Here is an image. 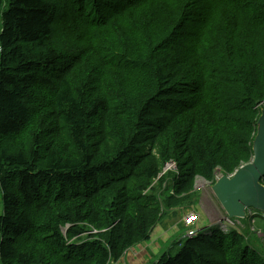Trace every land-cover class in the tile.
<instances>
[{"label":"trees","instance_id":"16d2710c","mask_svg":"<svg viewBox=\"0 0 264 264\" xmlns=\"http://www.w3.org/2000/svg\"><path fill=\"white\" fill-rule=\"evenodd\" d=\"M81 1H88L87 6ZM161 1L0 0V264H108L110 259L118 260L119 251L134 241L148 239L161 212L152 185L161 161L145 153L143 146L170 135L176 122L203 111L209 83L201 73H206L211 83L219 81L220 73L225 91L236 101L228 107L236 115L248 116V120L235 130L234 141L224 136L216 139V127L206 143L195 140L192 130L176 132L173 140H167L170 152L163 161L173 159L180 173L173 179L175 194L164 204L174 206L176 198L191 189L198 174L206 175L214 184L216 168L219 175H230L250 162L256 122L264 109L258 107L254 112L251 108L264 100V87H255L251 100L240 102L246 80L251 84L241 74L250 69L253 84L261 76L255 67L264 57V11L246 14L248 4L237 3L243 0H177L175 4L183 10L174 15L176 31L166 36L169 39L165 43L154 44L140 57L122 64L126 71L119 72L120 85L125 92H134L141 81L150 84L149 95L138 106L123 104L138 126L130 135L111 138L104 124L110 109L108 94L98 87L93 90L82 79L75 80V67L83 64L85 55L101 65L106 64L105 58L109 65H116L121 61L106 55L105 50L117 56L128 53L124 46L119 53L121 49L90 45L85 41L90 33L108 25L117 32L116 23L129 17V12ZM69 14L75 17V24ZM217 22L221 23L220 35L206 38L209 27ZM160 24L164 26L165 21ZM248 25L254 29L246 30ZM59 28L66 30L65 36L76 38V43L69 38L57 39ZM81 43L84 48L80 51ZM188 63L190 68L177 72L178 66ZM38 85L49 93L54 136L64 129L71 145L61 154L44 146L39 131H34L28 159L22 151L7 154L1 141L20 134L27 126L34 109L25 100ZM232 85L235 91L231 92ZM116 98L121 100V95ZM68 149H72L69 155ZM261 182L264 185V177ZM101 193L111 194L108 207L99 202ZM72 202L80 204L68 213H56L52 222L38 219L41 213L51 215L54 207H68ZM89 219L97 230L90 234L93 241L65 245L58 228L69 224L68 231L81 237L85 230L76 225ZM241 241L236 231L196 235L186 239L176 254L165 252L153 264H235L229 256ZM242 259V264H264V258L247 247Z\"/></svg>","mask_w":264,"mask_h":264},{"label":"rangeland","instance_id":"374dc122","mask_svg":"<svg viewBox=\"0 0 264 264\" xmlns=\"http://www.w3.org/2000/svg\"><path fill=\"white\" fill-rule=\"evenodd\" d=\"M176 1L177 0H162L153 7L141 6L136 12H129V17L121 19L116 23L115 26L118 28L117 32L108 25L106 28L93 31L85 38V41L90 45L98 43L99 48L110 47V49L114 51L120 50L121 47L124 46L128 49V53L125 56H117L105 50L106 55L120 60L121 64L109 65V59L105 58L106 64L101 65L97 60L92 59L91 56L87 54L82 58L83 64L75 67L76 81L82 79L90 84L93 90L98 87L100 91L108 94L110 109L109 115L104 119V124L111 138L121 136L122 134L130 135V133L138 130V126L132 121V112L126 107H123V104L131 105L135 108L132 103L138 106L146 99L147 95H149L150 84L148 81H141V86H136L134 92L132 91L131 93L125 92V89H122L119 72L126 71L122 68V64L128 59L138 56L140 53H145L148 48L152 47L154 44L161 45L165 43L166 40L169 39L166 38V36H169L173 30L176 31L178 25L177 27L176 23L172 25V21L174 15L183 10L182 7L175 4ZM243 2L244 3L238 1L237 3L242 5L248 4L246 14L250 15L259 11H264V1L243 0ZM87 3L88 1H81L83 7L87 6ZM69 15V20L71 23L75 24V17L71 14ZM161 21H165L164 26L160 24ZM220 29V22L211 25L205 37L209 38L220 35ZM248 29L254 28L248 25L246 30ZM75 31L77 34L80 32L79 28H76ZM65 34L66 30L63 28L56 29L55 36L57 39L69 38V42L76 43V38L67 37ZM222 37L223 35H221L219 39ZM120 39L122 40L120 41ZM138 46H141V48L136 49L134 54H129L131 49ZM83 48L84 44L81 43L80 51ZM122 51L123 49L117 52L121 53ZM228 61L229 59H227V62ZM257 62L260 66L255 67V70L258 75H261L258 82L253 84V80L249 73L250 69H246V73L241 74L243 79L246 78L250 80L251 84H248V81L245 79L246 85L243 86V92L240 93V98L243 99L240 100V102H249L255 87H264V57ZM188 68H190L189 63L184 67L180 65L177 68V72H185ZM219 75L221 76L219 81L211 83V79L205 77L207 76L206 73L200 74V77L209 83L206 86L209 88V92L205 91L206 105H201L203 111L176 122L170 130V135L156 139L154 143L148 141L144 144L143 151L145 153L150 152L158 161H161L159 164L160 173L152 180V185L156 187L153 195H155L157 199V204L161 212L155 222V226L148 234V239L136 240L124 250H118L120 252L119 259H110L108 264H153L165 252L176 254L182 248L186 239L195 237L196 235H206L209 237L212 234L214 235L216 231H221L224 234L236 231L242 237L240 245L231 250L232 252L229 256L230 262L242 264V251L246 247L264 258V215L261 213H252L247 231L239 229L237 224L235 225L226 219L225 213L215 200L211 191L213 185L212 179H209L206 175H196L193 178L191 189L181 196H178L174 206L167 207L164 204V200L168 196L175 194L173 179L180 173L173 159L163 161L167 152H170L167 150L170 146L167 140H173L172 137L176 132L181 134L192 130L194 131L195 140L206 143L211 139L210 137L212 133L216 131V127L217 132L214 136L216 139L224 136L225 140L234 141L236 137L235 130L240 127L241 123L248 120V116H243L241 114L236 115L233 110L228 107V105L236 101L225 91L224 78L220 73ZM194 79L196 80L197 77ZM232 91H235V85L231 86V92ZM87 95L90 96L91 94L87 92ZM119 95H121V100H117L116 98ZM48 102V91L39 85L36 86L30 97L25 100V103L30 109H34L30 112L27 126L20 134L9 136L1 141V146L6 150L7 154L22 151L28 159V149L31 145L30 134L34 131H39L44 146L57 149L61 154L66 152V147H70L71 140L68 138L67 131L64 132V129H62L60 135L54 136V120L49 116ZM258 107L264 108V100L257 105H253L251 110L257 112L259 110ZM191 121L194 123H190ZM60 127L62 126L60 125ZM247 146H249V143H247ZM70 150L67 155L72 153ZM230 151L233 157L235 150L232 149ZM42 154L43 152H41V155ZM67 155L61 156L65 157ZM241 164H243V162H238V165ZM219 172L220 169L216 168L214 173L216 177L219 175ZM160 179H164V181L160 183ZM98 197L99 202L106 207L110 205V201L112 202L110 193H104L103 195L101 193ZM79 204L80 202H72L68 207L65 205L54 207L53 214L49 215L43 212L38 216V219L52 222L56 217V213H68L69 210ZM1 214L2 200L0 191V215ZM187 218H195L194 221H196L192 225L187 226L185 224ZM94 224L95 223L89 219L86 220L85 223L82 222L76 225V227L79 226L85 230L81 237L72 235L68 231L71 229V225L69 224L59 227L58 232L64 239L65 245H78L83 242L93 241L91 240L90 234L94 235L97 232ZM108 229L109 228H106L102 231H107ZM210 229L213 230L210 231ZM87 230L90 232H87Z\"/></svg>","mask_w":264,"mask_h":264},{"label":"water","instance_id":"95a60500","mask_svg":"<svg viewBox=\"0 0 264 264\" xmlns=\"http://www.w3.org/2000/svg\"><path fill=\"white\" fill-rule=\"evenodd\" d=\"M264 109L256 122L250 162L238 167L232 174H220L211 187L213 196L226 219L247 230L252 212L264 214Z\"/></svg>","mask_w":264,"mask_h":264},{"label":"built area","instance_id":"2783aa9c","mask_svg":"<svg viewBox=\"0 0 264 264\" xmlns=\"http://www.w3.org/2000/svg\"><path fill=\"white\" fill-rule=\"evenodd\" d=\"M194 219H195V218H187V220H186V223H185V224H186L187 226H190V225H192V224H193V223L196 221V220L194 221ZM189 221H190V222H189Z\"/></svg>","mask_w":264,"mask_h":264},{"label":"clouds","instance_id":"9594fccd","mask_svg":"<svg viewBox=\"0 0 264 264\" xmlns=\"http://www.w3.org/2000/svg\"><path fill=\"white\" fill-rule=\"evenodd\" d=\"M244 165V164H243ZM242 166V165H241ZM252 213H255V212H252ZM252 213H251V216H252ZM262 214V213H261ZM264 215V214H263Z\"/></svg>","mask_w":264,"mask_h":264},{"label":"crops","instance_id":"0c3cea01","mask_svg":"<svg viewBox=\"0 0 264 264\" xmlns=\"http://www.w3.org/2000/svg\"><path fill=\"white\" fill-rule=\"evenodd\" d=\"M160 253H161V251H160ZM160 253H159V254H160ZM155 256H157V255H155ZM143 264H144V263H143Z\"/></svg>","mask_w":264,"mask_h":264}]
</instances>
